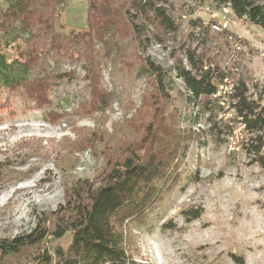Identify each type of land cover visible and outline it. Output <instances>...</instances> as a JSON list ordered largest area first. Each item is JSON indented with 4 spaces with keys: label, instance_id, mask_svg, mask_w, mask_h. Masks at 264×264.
I'll return each instance as SVG.
<instances>
[{
    "label": "rangeland",
    "instance_id": "1",
    "mask_svg": "<svg viewBox=\"0 0 264 264\" xmlns=\"http://www.w3.org/2000/svg\"><path fill=\"white\" fill-rule=\"evenodd\" d=\"M172 1L182 35L190 31L191 19H200L210 33H229L211 45L217 66L227 75V82L218 88L220 95L231 94L227 92L233 86L230 78L235 81L241 74L250 93L253 85L264 87L262 30L209 3ZM6 5L7 0H0V8ZM86 10L87 0H66L56 11L55 31L83 30ZM213 23L227 25L215 32ZM181 38L167 36L162 45L147 44L141 55L170 68L175 56L182 57ZM26 45L24 38L9 41L1 54L7 63L21 61ZM81 66L67 58L38 62L31 75H67L47 82V104L38 105L21 90L0 86V239L29 232L42 213L63 204L66 189L84 180L99 183L124 152L143 147L154 113L146 75L137 67L131 76L125 75L117 71L119 64L112 68L109 62L100 74L106 101L93 106ZM171 80L169 96L178 114L161 108L163 140L182 145L180 170L197 179L181 181L166 192L145 228L132 227L128 240L132 260L135 264H264V170L251 164L241 150L247 134L236 124L232 138L215 142L208 135L206 117L195 124L187 120L190 112L176 92L185 98L188 94L173 74ZM192 209H200V217L185 219L181 213ZM165 224L171 228H162ZM68 241L64 237L51 241V246L65 247Z\"/></svg>",
    "mask_w": 264,
    "mask_h": 264
},
{
    "label": "trees",
    "instance_id": "2",
    "mask_svg": "<svg viewBox=\"0 0 264 264\" xmlns=\"http://www.w3.org/2000/svg\"><path fill=\"white\" fill-rule=\"evenodd\" d=\"M65 1L7 0L6 7L0 8V86L19 89L38 105L47 104V82L62 80L66 73L41 78L30 71L39 61L67 58L82 63L91 102L96 106L107 98L100 87V74L110 62L112 68L119 64L117 71L125 75L131 76L135 67L146 75L154 113L146 126L142 149L124 152L99 183L84 180L66 189L63 204L42 213L29 232L0 239V264H135L128 252L132 227L145 228L166 192L181 181L197 179L186 169L180 170L179 159L185 152L182 145L167 144L161 132V108L173 110L169 96L172 74L188 94L185 98L176 92L190 112L187 120L195 124L199 117H206L208 135L218 143L232 138L238 124L248 136L241 150L262 170L264 87L253 85L250 93L241 74L235 81L230 78L231 94L220 95L218 88L227 75L217 66L211 45L229 33H210L200 19H191L190 31L182 35L172 0H87L85 28L63 34L55 31L54 24L56 11ZM191 1L227 9L235 19L264 32V0ZM167 36L174 40L182 37V57L175 56L172 67L165 69L141 53L147 44H164ZM20 38L27 44L20 52L22 60L7 63L2 46ZM228 112L230 117L224 119ZM181 214L196 220L201 210ZM162 228L171 227L165 224ZM64 237H69L67 246H51V241Z\"/></svg>",
    "mask_w": 264,
    "mask_h": 264
},
{
    "label": "built area",
    "instance_id": "3",
    "mask_svg": "<svg viewBox=\"0 0 264 264\" xmlns=\"http://www.w3.org/2000/svg\"><path fill=\"white\" fill-rule=\"evenodd\" d=\"M225 10V9H224ZM226 23H213L211 24V29L215 32H220L221 30L225 29L226 28ZM224 82H227V79L224 80ZM223 82V83H224ZM224 86V84H223ZM222 87V86H220ZM228 93H231V88L229 89V91H227Z\"/></svg>",
    "mask_w": 264,
    "mask_h": 264
}]
</instances>
